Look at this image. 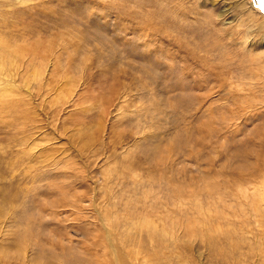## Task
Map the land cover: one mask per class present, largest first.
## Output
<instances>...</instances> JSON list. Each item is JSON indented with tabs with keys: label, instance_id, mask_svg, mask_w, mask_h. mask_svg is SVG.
I'll return each mask as SVG.
<instances>
[{
	"label": "rangeland",
	"instance_id": "1",
	"mask_svg": "<svg viewBox=\"0 0 264 264\" xmlns=\"http://www.w3.org/2000/svg\"><path fill=\"white\" fill-rule=\"evenodd\" d=\"M0 264H264V12L0 0Z\"/></svg>",
	"mask_w": 264,
	"mask_h": 264
},
{
	"label": "snow or ice",
	"instance_id": "2",
	"mask_svg": "<svg viewBox=\"0 0 264 264\" xmlns=\"http://www.w3.org/2000/svg\"><path fill=\"white\" fill-rule=\"evenodd\" d=\"M252 4L256 5L261 12H264V0H251ZM88 3V0H85Z\"/></svg>",
	"mask_w": 264,
	"mask_h": 264
},
{
	"label": "bare ground",
	"instance_id": "3",
	"mask_svg": "<svg viewBox=\"0 0 264 264\" xmlns=\"http://www.w3.org/2000/svg\"><path fill=\"white\" fill-rule=\"evenodd\" d=\"M256 200V199H255Z\"/></svg>",
	"mask_w": 264,
	"mask_h": 264
}]
</instances>
